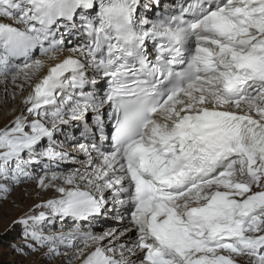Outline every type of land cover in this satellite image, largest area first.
I'll return each mask as SVG.
<instances>
[{
    "label": "snow or ice",
    "instance_id": "1",
    "mask_svg": "<svg viewBox=\"0 0 264 264\" xmlns=\"http://www.w3.org/2000/svg\"><path fill=\"white\" fill-rule=\"evenodd\" d=\"M0 86L8 264H264V0H0Z\"/></svg>",
    "mask_w": 264,
    "mask_h": 264
},
{
    "label": "rangeland",
    "instance_id": "2",
    "mask_svg": "<svg viewBox=\"0 0 264 264\" xmlns=\"http://www.w3.org/2000/svg\"><path fill=\"white\" fill-rule=\"evenodd\" d=\"M0 93H2V86H0ZM0 231H2V228H0ZM7 239H10V238H6V242H7ZM5 251H7V249H5ZM13 259V256H3V257H0V264H8L9 261H11Z\"/></svg>",
    "mask_w": 264,
    "mask_h": 264
}]
</instances>
